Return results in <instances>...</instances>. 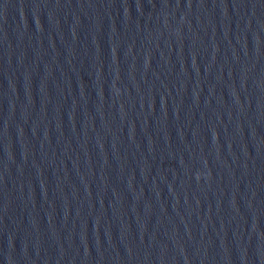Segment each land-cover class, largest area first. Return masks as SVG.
<instances>
[{"label": "water", "instance_id": "95a60500", "mask_svg": "<svg viewBox=\"0 0 264 264\" xmlns=\"http://www.w3.org/2000/svg\"><path fill=\"white\" fill-rule=\"evenodd\" d=\"M0 264H264V0H0Z\"/></svg>", "mask_w": 264, "mask_h": 264}]
</instances>
